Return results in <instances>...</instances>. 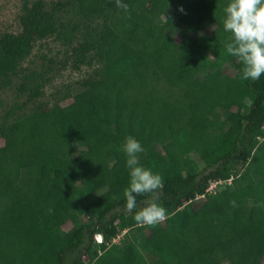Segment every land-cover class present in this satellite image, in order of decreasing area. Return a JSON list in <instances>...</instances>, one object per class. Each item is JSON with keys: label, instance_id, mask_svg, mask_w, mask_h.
<instances>
[{"label": "trees", "instance_id": "obj_1", "mask_svg": "<svg viewBox=\"0 0 264 264\" xmlns=\"http://www.w3.org/2000/svg\"><path fill=\"white\" fill-rule=\"evenodd\" d=\"M122 2L130 14L115 0H26L20 30L0 35V88L49 36L67 47L73 69L100 64L67 104L4 113L0 264H143L142 250L158 264H264V75L242 79L227 53L230 0ZM17 90L29 101L40 94L27 78ZM129 136L144 149L140 165L163 180L156 202L167 218L155 226L134 220L150 194L125 207ZM120 229L126 253L114 254L107 242Z\"/></svg>", "mask_w": 264, "mask_h": 264}, {"label": "rangeland", "instance_id": "obj_2", "mask_svg": "<svg viewBox=\"0 0 264 264\" xmlns=\"http://www.w3.org/2000/svg\"><path fill=\"white\" fill-rule=\"evenodd\" d=\"M24 1L26 0H0V35L4 32L17 33L20 30L19 16ZM58 1L66 0H44L48 7ZM62 19L74 20L70 14L63 15ZM208 30L217 31L218 29L210 27ZM67 54V47L62 45L54 36L39 39L33 43L29 54L18 63L16 72L12 76V84L0 88V123L4 118L5 111L13 106H16L17 116L27 113L39 105L51 107L56 104H67L79 83L99 70L100 64L97 62H93L91 65L84 64L79 69H73L67 61ZM212 54L216 55L215 52H212ZM24 78L30 80L31 84L38 83L39 85V96L30 101L27 98V93H19L17 90V86ZM245 107L247 108V106ZM2 144L3 139L0 136V145ZM189 156L197 163L199 168L204 167V163L192 148H190ZM143 165L146 169H150L147 162L144 161ZM239 166H244V162H241ZM125 233L126 229H120L116 236L110 242H107L108 248L114 254L126 253L123 249V244L127 241ZM99 234L101 235V233L96 232L93 236V246L97 249H99L96 246ZM101 250L99 249V251ZM139 258L143 264H158L152 253L143 250L140 251ZM83 260H86L85 256H83ZM87 264L89 263L87 262ZM222 264H228V262L225 261Z\"/></svg>", "mask_w": 264, "mask_h": 264}, {"label": "clouds", "instance_id": "obj_3", "mask_svg": "<svg viewBox=\"0 0 264 264\" xmlns=\"http://www.w3.org/2000/svg\"><path fill=\"white\" fill-rule=\"evenodd\" d=\"M115 4L130 14L127 3L115 0ZM180 11L184 9L181 7ZM223 11V29L230 33L225 45L227 53L243 65L242 79L258 80L264 75V0H230ZM122 150L130 170V183L123 192L126 210L131 212L136 209L137 196L150 194L151 199L135 212L134 220L141 226L162 223L167 218V212L156 202L158 190L163 187L162 177L140 165L138 153L144 149L137 139L127 137ZM231 204L238 206L235 201H231Z\"/></svg>", "mask_w": 264, "mask_h": 264}, {"label": "built area", "instance_id": "obj_4", "mask_svg": "<svg viewBox=\"0 0 264 264\" xmlns=\"http://www.w3.org/2000/svg\"><path fill=\"white\" fill-rule=\"evenodd\" d=\"M231 179H232L231 176H229L226 179H222V178L212 179L209 181V183L205 189V192L214 194V193H216L217 189L224 184L225 181L230 182ZM97 241H98V243L102 242V238H101L100 234L98 235Z\"/></svg>", "mask_w": 264, "mask_h": 264}]
</instances>
